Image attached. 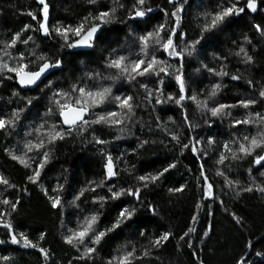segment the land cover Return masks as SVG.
Listing matches in <instances>:
<instances>
[{"label":"snow or ice","instance_id":"6c2138e0","mask_svg":"<svg viewBox=\"0 0 264 264\" xmlns=\"http://www.w3.org/2000/svg\"><path fill=\"white\" fill-rule=\"evenodd\" d=\"M167 2L173 8L170 12L161 9L164 12L165 22L159 23L150 31L137 34L139 25H128L127 22L143 21L146 15L153 11L151 7H146V0H134L131 10L127 11L126 19H122L119 15L125 7L124 4L121 0H112L111 7L101 8L94 13L89 12L76 24H57L54 27H50L48 23L49 4L46 0H37L41 6L39 14L31 10L26 13L32 21L36 22V26L24 24L8 39H0V82L11 80L19 86V89L37 88L41 92H44L45 89L50 91L49 106L44 113V116L49 119L42 120L31 131L25 132L26 137L35 133V140L27 139L19 154L9 148H5V152L12 161L30 170L27 180L32 184L39 185L50 208L52 210L59 209L61 215H63L66 203L62 195L67 183L66 177L64 178L65 183H61L57 179L56 185L51 188V192L55 195H50L49 190L39 183L42 170L50 163L58 142L72 137L73 134L83 139L85 133L89 129H93L91 143L96 145L110 143L109 140L96 134L94 126L116 129L120 134L125 133L129 130V125L134 123L136 110L141 106V99L146 105L152 106L153 111H155V105L175 104L181 110L183 124L189 133L182 139L183 132L180 129L173 131L161 128L160 119L157 118V128L170 138L174 149L178 150V156L167 166L146 174L136 175L135 165H132L133 171H129L127 167L119 169L117 162L121 160V157L114 158L110 152H106L103 148L99 149V154L103 157L101 178L98 182L96 180L89 181L88 186L81 188L71 201L67 202L72 207L85 212L84 215L77 218L75 227H68L61 234L62 243L76 253L68 261V264H73L74 261L94 264L105 237L122 226L130 227L128 222L136 216L137 205L145 206L141 197L142 191L150 186H158L161 178L177 167L179 157L184 156L185 152H190L198 161V175L195 182L201 195L194 203L191 224L177 239V251L181 248L180 242L193 248L194 245L190 237L197 233L195 225L199 223L200 212L206 211L208 215H212L211 207L203 204V200L218 201L235 224L247 230L245 218L234 211H229L222 197L229 196L232 199H239L244 193H257L264 198V110L255 111L256 105H264V82H254L252 79L245 81L249 88L257 91L256 98L248 96L239 99L235 104L220 102L216 99L222 88L227 86L222 83L224 77H229L232 81L243 79L242 75L230 74L227 71V64L223 61L228 60V56L236 58L244 65L255 63L252 53L259 49L253 44L252 37L244 34L242 43H237L236 48L230 50L228 55L216 56L215 59L221 61L219 67L200 63L199 67L194 69L197 73L206 71L220 78L217 82L212 83L209 89L190 93L189 80L185 74V61L196 59L198 46L201 45V41L206 39V34L222 31L234 18H238L244 13H257L260 10L258 0H222L216 9L206 10L198 17V31L193 38H188V33L182 30V13L188 0H180V2L167 0ZM87 3L98 5L99 0H87ZM38 15L42 19H38ZM117 22L126 24L128 27L125 40L128 53L123 54L118 49H112L109 55L104 58V68L110 71L87 72L83 77L73 78L67 88L53 87V81L48 77L55 74L54 70H59L63 74L65 61L60 56H51L42 51L34 35L27 33H39L45 38H52L54 34L60 41L59 52H63L64 49L81 48L95 50L98 44L107 38L102 31L103 26ZM252 28L264 41V24L253 21ZM19 45H23L24 49L21 50ZM80 54L86 53H77V55ZM162 57H167V59ZM240 71L239 68L236 70L237 73ZM151 77H155V80H151ZM165 77L173 80L177 86L178 91L175 94L171 92L165 94ZM45 81L47 82L45 83ZM119 81L141 90L143 97H140L139 94L134 96L127 92H119V90L114 92V86ZM256 84H259L258 89H256ZM11 97H20L25 104L23 107L12 109L8 116L0 115V132L3 133L14 130L27 107L33 104L34 99H38V97H22L20 92L15 89L11 92ZM185 101H191L195 110L203 115L221 120L230 118V127L237 128L239 125H244L245 129L237 130L231 134V139L221 143H217L211 136L206 139L205 143L191 135L193 129L198 125H194L190 120ZM113 105L114 107H112ZM237 107L246 110L245 116L240 119L233 117L229 111ZM249 109L252 111H248ZM205 122L209 123V127H211L209 121ZM172 123L175 124V121L173 120ZM121 138L119 134L114 137L116 140ZM160 142L164 143L163 140ZM149 143L150 141L147 139L141 140L137 149L144 148ZM151 143L154 144L156 141L153 140ZM249 157L252 159L248 161L249 167L245 169L247 179L232 177L230 174L234 168H238ZM208 159L212 160V165L206 168L205 164ZM121 171L133 177L136 183L127 187L110 184L109 181L118 177ZM209 171H212L213 175L222 181L219 185V196L214 191L217 186L209 179ZM254 172L258 173L259 180L253 174ZM0 185L5 189L17 188L3 175H0ZM185 186L168 188V192L170 194L182 192ZM98 189H106V192L101 194ZM23 191L27 193V189H23ZM87 192L96 193L91 197V203L98 207L90 211L81 209L78 203ZM125 196L131 197L135 203L130 207H121L110 224L103 228L99 227L100 217L103 215L101 210L105 205L109 201H115ZM19 204V198L15 200L9 199L7 196L0 198V205L4 206V208H0V228L5 230L8 237L7 240L0 239V245L10 243L22 249H33L43 258L44 264H50L53 262V254L49 248L44 247L46 233L40 232L34 240L26 232H17L15 229L11 217L13 213L17 212ZM146 208L155 214L152 204H147ZM211 231L212 228L209 225L202 230L199 238L202 241L210 239ZM253 235L254 233L249 232V237ZM139 236L144 240L139 247L133 241H126L116 249V254L108 258L104 264H137V262L150 261L153 258L158 259L157 254L161 247L172 238L173 234L170 231H165L156 236H149L141 230ZM257 239L264 241V234H261ZM255 248L254 240L247 238L243 245V254L235 259L234 264H257L256 261L250 259L249 254L253 252L255 257L260 258V264H264V244L259 250H255ZM193 255L196 256L197 253H193ZM0 259L8 262L13 260V257L5 255ZM197 264H204V261L198 259Z\"/></svg>","mask_w":264,"mask_h":264},{"label":"trees","instance_id":"16d2710c","mask_svg":"<svg viewBox=\"0 0 264 264\" xmlns=\"http://www.w3.org/2000/svg\"><path fill=\"white\" fill-rule=\"evenodd\" d=\"M49 4V26L54 27L57 24H76L89 12H96L101 8L112 6V0H99L98 5H89L87 0H46ZM124 9L119 13L122 19H126L127 11L131 10L134 0H121ZM180 2V0H177ZM222 0H188L184 5L182 13V30L188 33V38H193L197 34L198 17L206 10H214ZM146 7H151L153 11L148 13L143 21H128V25H139L138 33L152 30L159 23L165 22L164 12L171 11L173 6L168 4L167 0H146ZM260 10L255 13H244L232 22L222 31L215 34H206V39L201 41L198 46L196 59H187L185 61V74L189 80L190 93L209 89L212 83L217 82L220 78L210 73H197L194 71L200 63H206L212 67H219L221 61L215 59L216 56H226L230 50L235 49L237 43H242V37L247 34L252 37L253 44L258 47L257 52H253L255 63L252 65L241 64L236 58L228 56V60L223 61L227 64V71L230 74H240L243 79L232 81L229 77H224L222 83L227 85L222 88L219 96L216 98L220 102L235 104L239 99L251 96L256 98L257 91L249 88L245 82L252 79L254 82H264V41L255 33L252 28V22L264 24V0H258ZM41 6L37 0H0V39H8L14 32L19 31L24 24L36 26L26 15L31 10L39 14ZM38 19H42L38 15ZM87 27V25H86ZM104 39L95 50L79 51L77 49H64L59 52V38L53 34L52 38H45L39 33H27L34 35L40 49L51 56H60L65 61V71L63 74L59 70L54 71V75L48 77L53 81V87L67 88L73 78H80L87 72H107L104 68V58L109 55L112 49H118L121 53L127 54L128 48L125 40L128 34L126 24L114 23L104 26ZM180 43L179 41H177ZM23 50L24 46L19 45ZM77 53H86L77 55ZM159 55V53H158ZM167 59V57H162ZM175 63V61H172ZM240 69V73L236 70ZM147 79V78H141ZM155 80V77H151ZM47 81H45L46 83ZM92 83V82H89ZM105 83H108L105 81ZM150 83V87H151ZM43 87V85H41ZM259 84H256V89ZM18 90L22 97H38L33 100V104L27 107L22 114L20 121L14 130L3 133L0 132V175L5 176L11 183L17 186L16 189H5L0 185V198L7 196L9 199H20L17 212L12 214L11 220L17 230L26 232L30 238L36 239L40 232L46 233L44 247L49 248L53 254V262L50 264H68L76 253L74 250L63 244L61 234L68 227H75L77 218L84 215L85 212L76 209L70 205L72 197L80 191L81 188L88 186V182L101 178L103 168V157L99 154V149L103 148L110 152L114 158L121 157L118 161V168H128L133 171L132 165H135L134 172L136 175L155 172L169 162H172L178 156V150L174 149L173 142L157 128L156 119L159 118L161 128L169 130L180 129L183 132L182 139L187 136L186 127L183 124L181 110L175 104L155 105V111L150 105H146L143 100L140 101V107L136 110L134 123L129 125V130L123 134L118 133L116 129L101 128L94 126L96 134L109 140L106 145H96L91 143L92 131L89 129L84 138L72 137L60 141L55 146L50 163L42 170L40 184L49 190L56 185L57 179L65 184V191L62 193L66 201L63 215L59 209L52 210L47 198L44 196L38 184H32L27 180L30 170L23 168L16 162L12 161L6 154L5 148L17 151L19 154L23 149V144L27 139L35 140V133L26 137L25 132L31 131L33 127L38 126L42 120L49 119L44 116L49 106L50 91L45 89L41 92L37 88L31 90L19 89V86L11 80L0 82V115H10L12 109L23 107L25 102L20 97H11L13 90ZM114 92H127L136 96L139 94L143 97V92L137 88L119 81L114 86ZM165 94L171 92L175 94L178 91L173 80L165 77ZM11 100V102H9ZM211 103V102H210ZM188 116L194 125H198L191 132V135L197 139L203 140L211 136L217 143L231 139V134L237 130L243 131L244 125L237 128L230 127V118L215 119L210 116L201 114L195 110L191 101H185ZM114 107V105L112 106ZM264 110V105H256L255 111ZM99 111V110H97ZM233 117L240 119L246 114V110L240 107L230 109ZM248 111H252L249 109ZM175 121V124L172 121ZM211 127H209V123ZM121 135V139L116 140V135ZM147 139L149 144L144 148L137 149L141 140ZM155 140L156 143H151ZM163 140L164 143L160 141ZM203 146V145H202ZM32 155V154H29ZM248 160L243 161L238 168H234L230 174L232 177H238L242 180L247 179L245 169L249 167ZM212 165V160L208 159L205 164L206 168ZM35 166V165H33ZM191 169V171H189ZM259 180L258 173L254 172ZM198 175V161L190 152H185L184 156L179 157V162L175 169L170 170L158 182V186H150L141 193L145 206L137 205V214L129 226H122L105 237L102 246L99 249V255L94 264H104L112 255L116 254V249L126 241H133L137 247L144 242L139 236V231H145L149 236H156L165 231L172 232L173 236L161 247L157 258L150 261L137 262V264H197L201 259L204 264H234L235 259L243 254V245L247 238L254 240L256 248L259 250L264 241L257 239L264 234V198L257 193H244L239 199H232L229 196H223L225 206L229 211H234L245 218L248 226L247 230L235 224L231 216L220 206L218 201L203 200L202 203L211 207L212 215L206 211L199 214V223L197 233L193 234L190 239L193 242V248H189L184 242L177 251V239L187 230L191 224V216L194 214V203L200 198L201 191L196 186V176ZM210 181L217 187L214 189L216 195H220L219 185L222 183L220 178L215 177L212 171L208 172ZM117 187L131 186L136 183L133 177L121 171L120 175L109 181ZM186 185L182 192L170 194L168 188L180 187ZM27 189V193L23 191ZM98 192L104 194L106 189H98ZM96 193L87 192L85 197L78 203L83 210L90 211L97 208V205L91 203V197ZM135 202L131 197H121L115 201H109L100 217L99 227L103 228L115 218L121 207L132 206ZM152 204L155 208V214L149 212L147 204ZM0 208H4L0 205ZM211 225L212 231L210 239L201 240L199 237L202 230ZM249 232L254 233L249 237ZM0 239L7 240L6 232L0 228ZM187 239V238H186ZM193 253H197L196 256ZM11 256L13 260L5 262L0 259V264H44L43 258L33 249H22L16 245L5 243L0 245V257ZM250 259L260 264V258L255 257L254 252L250 253ZM73 264H84L76 262Z\"/></svg>","mask_w":264,"mask_h":264},{"label":"flooded vegetation","instance_id":"af4514ba","mask_svg":"<svg viewBox=\"0 0 264 264\" xmlns=\"http://www.w3.org/2000/svg\"><path fill=\"white\" fill-rule=\"evenodd\" d=\"M77 50H79V51H90V50H93V49H83V48H81V49H77Z\"/></svg>","mask_w":264,"mask_h":264},{"label":"water","instance_id":"95a60500","mask_svg":"<svg viewBox=\"0 0 264 264\" xmlns=\"http://www.w3.org/2000/svg\"><path fill=\"white\" fill-rule=\"evenodd\" d=\"M104 28H105V27L103 26L102 31L104 30ZM54 71H55V70H54ZM23 90H29V89H23ZM0 103H1V100H0Z\"/></svg>","mask_w":264,"mask_h":264}]
</instances>
